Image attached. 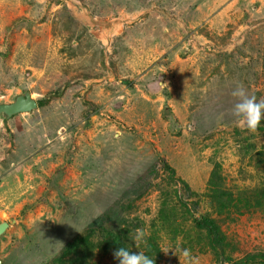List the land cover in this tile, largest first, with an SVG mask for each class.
<instances>
[{
  "label": "rangeland",
  "instance_id": "1",
  "mask_svg": "<svg viewBox=\"0 0 264 264\" xmlns=\"http://www.w3.org/2000/svg\"><path fill=\"white\" fill-rule=\"evenodd\" d=\"M237 86L264 99V0H0V105H37L0 114V264H264V121L236 122Z\"/></svg>",
  "mask_w": 264,
  "mask_h": 264
},
{
  "label": "clouds",
  "instance_id": "2",
  "mask_svg": "<svg viewBox=\"0 0 264 264\" xmlns=\"http://www.w3.org/2000/svg\"><path fill=\"white\" fill-rule=\"evenodd\" d=\"M232 96L236 98V103L231 109L236 122L248 131L255 132L261 121H264V99L257 100L254 95H248L243 86H237ZM145 236L143 229H136L133 239L142 242ZM181 253L186 258L191 256L188 249H181ZM114 256L119 264H154V260L143 252H133L126 247H119Z\"/></svg>",
  "mask_w": 264,
  "mask_h": 264
},
{
  "label": "trees",
  "instance_id": "3",
  "mask_svg": "<svg viewBox=\"0 0 264 264\" xmlns=\"http://www.w3.org/2000/svg\"><path fill=\"white\" fill-rule=\"evenodd\" d=\"M161 169L168 172L170 175H174V170L163 160L158 161L157 164L152 166L148 169L146 172L147 174L154 172L158 169L159 166ZM156 172V171H155ZM216 176V171L212 172L211 179L209 181V185L213 184V181ZM142 180V179H141ZM178 185H181L185 190H187V185L183 182L178 180L176 182ZM182 190V189H181ZM194 225L198 230L204 231L206 233L208 242L210 247L213 249L214 252L217 254H221L223 250V245L225 244V236L224 234L219 230L218 226L214 223V221L209 216H200L199 218L195 219ZM71 243L66 245L63 251H65L68 248H71ZM73 248V247H72ZM62 251V252H63ZM256 258V257H253ZM258 259L262 260L264 262V256L258 257Z\"/></svg>",
  "mask_w": 264,
  "mask_h": 264
},
{
  "label": "water",
  "instance_id": "4",
  "mask_svg": "<svg viewBox=\"0 0 264 264\" xmlns=\"http://www.w3.org/2000/svg\"><path fill=\"white\" fill-rule=\"evenodd\" d=\"M36 102L28 95L18 97L14 103L0 105V114L12 116L19 113H29L36 108ZM7 228L6 224H0V235Z\"/></svg>",
  "mask_w": 264,
  "mask_h": 264
}]
</instances>
